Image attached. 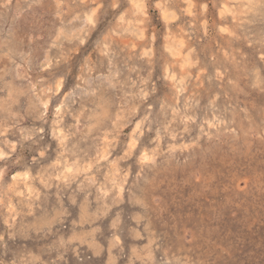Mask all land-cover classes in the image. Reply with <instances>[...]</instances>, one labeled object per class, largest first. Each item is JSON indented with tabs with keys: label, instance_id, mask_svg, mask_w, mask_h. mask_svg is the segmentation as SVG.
Wrapping results in <instances>:
<instances>
[{
	"label": "rangeland",
	"instance_id": "rangeland-1",
	"mask_svg": "<svg viewBox=\"0 0 264 264\" xmlns=\"http://www.w3.org/2000/svg\"><path fill=\"white\" fill-rule=\"evenodd\" d=\"M0 264H264V0H0Z\"/></svg>",
	"mask_w": 264,
	"mask_h": 264
}]
</instances>
